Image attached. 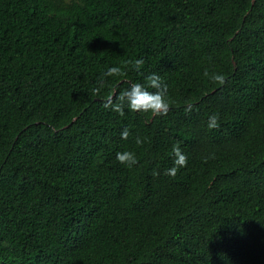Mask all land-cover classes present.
<instances>
[{
	"label": "trees",
	"instance_id": "trees-1",
	"mask_svg": "<svg viewBox=\"0 0 264 264\" xmlns=\"http://www.w3.org/2000/svg\"><path fill=\"white\" fill-rule=\"evenodd\" d=\"M0 264H264V0H0Z\"/></svg>",
	"mask_w": 264,
	"mask_h": 264
},
{
	"label": "clouds",
	"instance_id": "clouds-1",
	"mask_svg": "<svg viewBox=\"0 0 264 264\" xmlns=\"http://www.w3.org/2000/svg\"><path fill=\"white\" fill-rule=\"evenodd\" d=\"M137 72L142 68L144 61L143 59H136L133 62L129 61ZM120 67H109L106 72L102 74V77L119 76L121 75ZM204 76L208 77L211 81L223 85L226 81L224 75L219 73L209 74L208 71L204 72ZM147 81V88L141 83H131L130 86L119 94L113 92V94L107 96L104 100V107L110 108L111 110L119 113L123 116L125 114V108L127 107L133 112H145L151 113L153 116H163L167 115L170 110V102L168 97V86L162 81V78L156 74L152 73L145 77ZM99 87L93 88V95H98L100 90L105 86L103 78L97 81ZM148 88L154 89V91H149ZM186 111H191V108H186ZM207 127L209 129L219 127V116L217 113L209 115ZM130 136V132L127 128L123 129L121 132V138L127 140ZM137 145L143 143L140 137H136ZM172 154L174 156L173 166L166 169L164 174L175 177L180 168L187 166V156L184 154L179 146L175 144L172 147ZM116 160L121 164L128 167L135 165L138 161L135 154L132 151H122L116 153ZM158 172H153V175H158Z\"/></svg>",
	"mask_w": 264,
	"mask_h": 264
}]
</instances>
